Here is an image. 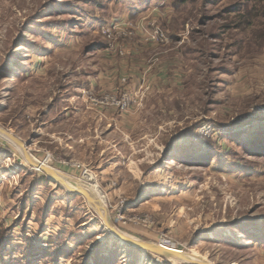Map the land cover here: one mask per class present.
<instances>
[{
	"label": "rangeland",
	"instance_id": "1",
	"mask_svg": "<svg viewBox=\"0 0 264 264\" xmlns=\"http://www.w3.org/2000/svg\"><path fill=\"white\" fill-rule=\"evenodd\" d=\"M0 128L128 236L264 264V0H0ZM0 264L166 263L0 137Z\"/></svg>",
	"mask_w": 264,
	"mask_h": 264
},
{
	"label": "water",
	"instance_id": "2",
	"mask_svg": "<svg viewBox=\"0 0 264 264\" xmlns=\"http://www.w3.org/2000/svg\"><path fill=\"white\" fill-rule=\"evenodd\" d=\"M0 134L1 135H8L10 137V139L12 140V143H14V145H18L19 147H21L24 151L27 150L26 146L18 139H16L13 135L9 134V132H7L6 130L0 128ZM32 168L37 169L36 171L41 172L44 176H46V178L48 180H50L53 183H56L58 185H60L63 189H65L68 193H70L71 195H75V196H81L85 199V201L89 204V206L97 213L99 211H101V209H99L100 207H97V205H95V203H92V197L90 198L85 192L81 191V190H69L66 189L64 187V184L60 181V179L58 177H56L52 172H50L48 169H41V168H36V166H33V164L27 162ZM95 206H94V205ZM98 214V213H97ZM99 215V214H98ZM107 221L109 223H111L110 221V217L109 215L107 216ZM109 231V230H108ZM111 236L113 238H115L119 244L121 245H129L130 247H135L138 251H140L141 253L147 255H152L157 259H161L163 262L166 261L169 264L172 262H178L180 264H211L208 261H206L203 258H198V257H193L187 253H183V252H177V251H173L172 249H168L163 247L161 244H154V243H150V242H145V241H141L139 239H128L126 237H123L121 234L118 233H111V231H109Z\"/></svg>",
	"mask_w": 264,
	"mask_h": 264
},
{
	"label": "bare ground",
	"instance_id": "3",
	"mask_svg": "<svg viewBox=\"0 0 264 264\" xmlns=\"http://www.w3.org/2000/svg\"><path fill=\"white\" fill-rule=\"evenodd\" d=\"M9 134H10V133H9ZM0 137H1L4 141H6V142L12 144L14 147H16V148L19 150L20 155L22 156V158H23L26 162H29V163L33 164V166H36V168H38V169H39V168H41V169H48V170H49L50 172H52L56 177H58V178L60 179V181H61L64 185H66V186H70V187H73V188H76V189H78V190H81V191L85 192L90 198L92 197V203H95V205H97V207H100L99 209H101V211L97 212V213L99 214L100 219H102V221L104 222V226L107 228V230L111 231L112 234H113V233H118V234H121L123 237H126V238H128V239H130V238H131V239H134V238L128 236L127 234H125V233L119 231L117 228H115L111 223H109V222L107 221L108 213H107V211H106V209H105V205H104V203H103V204L101 203V201L97 198V194H96L94 191H93V193H92V191L90 190V187L87 186L86 183H83V182H82L81 180H79V179L70 178V177H67V176H65V175H62V174H60V173H58V172L52 170L49 166H47V165L44 164V163H41L39 160H37L36 158H34L32 155H30V153L27 152V150L24 151V150H23L21 147H19L18 145H17V146L14 145V143H12V140L10 139V137H9L8 135L6 136V135H1V134H0ZM34 169H35V168H34ZM35 170H37V169H35ZM84 178H85V176L82 177V179H84ZM93 205H94V204H93ZM95 205H94V206H95ZM92 208H93V207H92ZM93 209H94V208H93ZM125 246L137 250L135 247H130L129 245H126V244H125ZM172 248L174 249L173 246H172ZM177 252H178V251H177ZM179 253H180V252H179ZM183 253H184V252H183ZM187 254H189V253H187ZM189 255L193 256L194 258H195V257H198V258H199V256H198V255H195V254H189ZM200 258H201V257H200Z\"/></svg>",
	"mask_w": 264,
	"mask_h": 264
},
{
	"label": "built area",
	"instance_id": "4",
	"mask_svg": "<svg viewBox=\"0 0 264 264\" xmlns=\"http://www.w3.org/2000/svg\"><path fill=\"white\" fill-rule=\"evenodd\" d=\"M156 36L161 38V39H163V37H164L162 33L156 34ZM122 54L123 53H121V55ZM121 82H122V84H125L126 80L122 79ZM140 90H143L142 87ZM142 94H144V93L142 92ZM138 95H139V93L130 94V93L126 92L125 90H121V91H119L118 94L107 95V96L102 97L101 99H93L92 98V102L95 105H97L99 107V109H101V111L106 110V109H112V110L116 111V113H118V114H126L135 105L137 99L139 98ZM118 212L120 213V210ZM118 218L122 219V216H119ZM160 244L165 248L174 250L172 248V245H169L167 242H162ZM156 260H161V259L156 258Z\"/></svg>",
	"mask_w": 264,
	"mask_h": 264
},
{
	"label": "crops",
	"instance_id": "5",
	"mask_svg": "<svg viewBox=\"0 0 264 264\" xmlns=\"http://www.w3.org/2000/svg\"><path fill=\"white\" fill-rule=\"evenodd\" d=\"M133 51H134V53L138 52V53L141 54V53H142V47H141V49H140V48H138V46H137V47L134 48ZM132 79H134L133 76H132ZM140 80H141V78H140ZM92 84H93V83H92V81H91V82H90V85L92 86ZM134 87H135V86H134ZM109 111L113 112L112 110L105 111V116H106V117H108V115H109Z\"/></svg>",
	"mask_w": 264,
	"mask_h": 264
},
{
	"label": "trees",
	"instance_id": "6",
	"mask_svg": "<svg viewBox=\"0 0 264 264\" xmlns=\"http://www.w3.org/2000/svg\"><path fill=\"white\" fill-rule=\"evenodd\" d=\"M148 258H150V259H153V258H155L154 256H152V255H149V254H147L146 255ZM166 264H169L168 262H166V261H164Z\"/></svg>",
	"mask_w": 264,
	"mask_h": 264
}]
</instances>
